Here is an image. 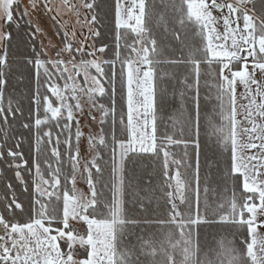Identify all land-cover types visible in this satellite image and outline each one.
I'll return each instance as SVG.
<instances>
[{
  "label": "snow or ice",
  "instance_id": "obj_1",
  "mask_svg": "<svg viewBox=\"0 0 264 264\" xmlns=\"http://www.w3.org/2000/svg\"><path fill=\"white\" fill-rule=\"evenodd\" d=\"M0 183V264H264V0H0Z\"/></svg>",
  "mask_w": 264,
  "mask_h": 264
},
{
  "label": "rangeland",
  "instance_id": "obj_2",
  "mask_svg": "<svg viewBox=\"0 0 264 264\" xmlns=\"http://www.w3.org/2000/svg\"><path fill=\"white\" fill-rule=\"evenodd\" d=\"M81 124L84 125V127H83V131L87 134V132L89 131V129H88L87 125H86L85 120L82 119V120H81ZM85 148H86V142L82 141V144H81V151L83 152V151L85 150ZM79 187H80L82 190L87 191V186H86L83 182H81V183L79 184Z\"/></svg>",
  "mask_w": 264,
  "mask_h": 264
},
{
  "label": "trees",
  "instance_id": "obj_3",
  "mask_svg": "<svg viewBox=\"0 0 264 264\" xmlns=\"http://www.w3.org/2000/svg\"><path fill=\"white\" fill-rule=\"evenodd\" d=\"M202 95H203V91H202ZM166 123H167V121H166ZM25 151H27V146H26V145H25ZM176 151H177V153H180L181 150H180V148H177ZM209 154H211V153H209ZM178 158H179V157H178ZM201 163H202V165L204 164V158H203V157H202V159H201ZM158 179H159L158 176L153 175V182H154V183L157 182ZM2 191H3V184L0 183V192H2Z\"/></svg>",
  "mask_w": 264,
  "mask_h": 264
}]
</instances>
